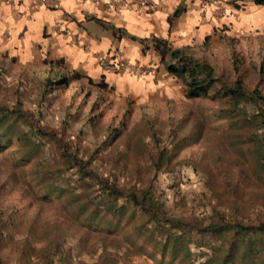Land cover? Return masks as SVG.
Returning <instances> with one entry per match:
<instances>
[{
  "label": "rangeland",
  "instance_id": "rangeland-1",
  "mask_svg": "<svg viewBox=\"0 0 264 264\" xmlns=\"http://www.w3.org/2000/svg\"><path fill=\"white\" fill-rule=\"evenodd\" d=\"M221 5L222 15L231 7L246 11L239 14L244 28L235 30L221 27L220 32L187 46L186 51L213 66L218 83L230 84L238 78L244 89L257 86L264 96V78L258 76L257 72L264 50V4L257 5L253 0H225ZM47 60L40 62V58H37L29 67H14L16 62L5 56L0 57V105L8 110L32 113L27 119L28 123L21 125L24 130L28 129V125L35 124L36 111L40 112L37 99L40 98L42 80L50 73L44 63ZM158 71L156 75L155 69L154 76L160 78L161 82L154 84L159 85L160 93L152 92L147 97H124L112 91H98L85 80L76 81L65 90L52 88L51 93L43 96L45 105L41 107L45 127L60 130L66 114L72 120L64 135L75 140L80 147L94 151L95 156L91 161L94 171L112 176L119 185L141 186L154 174L156 182L166 191V204L172 215L201 219L206 224L217 200L212 195L216 182L238 179L249 172L246 163L238 162V137L234 131H228L226 125L214 119V113L228 106V103L220 96L185 98L180 80L166 73L162 66ZM49 79H52L51 74ZM246 108L249 110L248 106ZM112 127H117L119 131L109 140L107 131ZM245 132L256 133L253 130ZM10 140V146L0 151V218L6 221L8 211L17 208L23 219L30 217L34 220L37 230L40 223L68 221L63 220L67 217V209H63L61 198L52 195L50 201L40 200V193L47 185L41 178L40 168L41 165L45 167V179L53 177L54 185L62 190L61 194L82 189L80 185L76 186L74 175L61 169L60 162L54 158L47 144L41 148L42 157H33L27 162L16 161L23 149L15 139ZM179 140L182 141L180 149L171 150V154V145ZM166 149L171 154L170 164L175 167L155 170L148 159L154 161L157 153ZM133 167L141 169L139 176L129 175ZM58 170L61 175H58ZM94 185L86 188L87 194L92 195ZM202 195L208 202L202 199ZM256 210L264 217V205ZM249 216L250 219L253 217L252 214ZM70 227L72 233L64 237L63 245L68 246L71 264H99L106 257L119 259V246L110 239L96 235L86 237L79 233L78 225L72 224ZM8 231L0 257L7 264H12L13 256L22 246L24 233L21 230L18 233L11 229ZM80 238L83 239L82 246L87 244V250H79L76 241ZM95 242L103 243L102 252L99 247L93 252ZM42 244L40 239L31 242L35 248ZM121 263L152 264L144 256L133 253L126 254L124 259L121 257Z\"/></svg>",
  "mask_w": 264,
  "mask_h": 264
},
{
  "label": "trees",
  "instance_id": "trees-1",
  "mask_svg": "<svg viewBox=\"0 0 264 264\" xmlns=\"http://www.w3.org/2000/svg\"><path fill=\"white\" fill-rule=\"evenodd\" d=\"M253 2L264 4V0ZM179 13L180 8L176 7L167 18L168 25ZM151 43L164 71L182 83L185 98L211 95L226 99L228 106L215 112L214 119H218L238 137V162L247 164L248 174L238 179L216 182L212 195L217 200L206 224L201 219L172 215L166 204V191L156 182V175L153 174L141 186L119 185L112 176L94 171L91 166L94 151L80 147L75 140L64 135L72 120L66 114L60 130L46 129L41 107L44 104L43 96L51 93L52 88L65 90L80 80L94 85L98 91L111 92L112 87L102 79L92 82L78 71L66 70L60 60L44 61L52 79L47 75L42 80L40 98L37 99L40 112L37 110V114L33 115L37 119L35 124H27L29 127L24 130L21 125L28 123L27 119L32 113L8 110L0 105V151L10 146L11 138L15 139L23 149L16 161L27 162L30 158L42 157L41 148L47 144L54 158L60 162L61 169L70 171L75 177L76 186L80 185L82 189L61 194L62 190L54 185L53 177L45 179V167L41 165V178L47 185L39 198L42 201H50L52 195L61 198L63 209H67V217L63 220L68 221L40 223L37 230L32 218L23 219L17 208L10 209L5 215L6 221L0 218V250L9 229L24 233L22 246L13 256L12 264H71L70 252L68 246L63 245V239L72 233V224L78 225L79 233L86 237L96 235L108 238L119 246V259L106 257L99 264H120L121 257L124 259L126 254L132 253L144 256L152 264H264V217L256 210L264 205V96L257 86L244 89L238 78L230 84L218 83L213 66L192 56L186 51V46L171 47L158 38H153ZM257 72L258 76L264 78V50ZM70 117L73 118L72 115ZM248 130L256 133H246ZM118 131L117 127H112L107 131V138L110 140ZM180 140L171 145V154V150L180 149ZM169 151L160 150L154 161L148 159L155 170L175 167L170 164ZM140 172V168L133 167L129 175L139 176ZM58 175H61L59 170ZM92 185L95 188L89 195L86 188ZM250 214L253 215L251 219L248 218ZM38 239L43 244L35 248L31 242ZM82 241V238L76 241L79 250H87V244L82 246ZM102 246V242H95L93 252L98 247L102 252ZM0 264L7 262L0 257Z\"/></svg>",
  "mask_w": 264,
  "mask_h": 264
},
{
  "label": "crops",
  "instance_id": "crops-1",
  "mask_svg": "<svg viewBox=\"0 0 264 264\" xmlns=\"http://www.w3.org/2000/svg\"><path fill=\"white\" fill-rule=\"evenodd\" d=\"M224 1L202 5L204 0H0V57L16 62L14 67H29L37 58L57 59L66 70L78 71L92 82L102 79L114 93L147 97L159 92L154 83L161 80L154 74L163 67L151 40L187 47L221 27L244 28L239 14L246 11L231 7L222 15ZM176 7L180 13L168 25ZM117 64L150 71L135 76L114 68Z\"/></svg>",
  "mask_w": 264,
  "mask_h": 264
},
{
  "label": "built area",
  "instance_id": "built-area-1",
  "mask_svg": "<svg viewBox=\"0 0 264 264\" xmlns=\"http://www.w3.org/2000/svg\"><path fill=\"white\" fill-rule=\"evenodd\" d=\"M44 1V0H40ZM115 2L121 3L125 2L126 0H113ZM220 1V0H219ZM218 0H204L203 4L205 5H213L214 2H219ZM114 68L118 69L120 72H128L135 76H141L147 74L150 70L142 68V67H135V66H127L124 64H117Z\"/></svg>",
  "mask_w": 264,
  "mask_h": 264
}]
</instances>
